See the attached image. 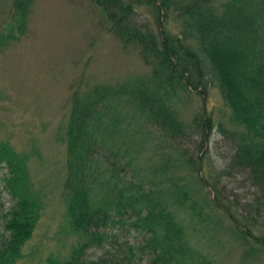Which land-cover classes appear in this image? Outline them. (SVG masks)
Instances as JSON below:
<instances>
[{
	"label": "trees",
	"instance_id": "1",
	"mask_svg": "<svg viewBox=\"0 0 264 264\" xmlns=\"http://www.w3.org/2000/svg\"><path fill=\"white\" fill-rule=\"evenodd\" d=\"M91 1L106 13L108 31L136 49L148 72L83 91L75 88L59 138L66 158L61 197L67 227L78 240L64 258L49 255L45 264H144L149 254L151 264H209L187 245L178 208L189 209L201 223L208 218L204 208L220 210L239 238L264 246V236L249 226L252 208L264 207V0ZM32 2L13 0V14L0 28V52L26 32ZM142 5L158 25L172 17L179 33L163 26L157 33L136 20ZM210 88L218 92L226 120L214 121L203 109L186 119L181 99L191 93L205 99ZM213 130L233 148L223 175L247 171L259 190L244 205L245 217L202 173V158L180 150L188 136L198 134L196 151H202ZM155 139L169 140L174 154L161 153L152 176L138 178L141 172L133 162ZM158 148L154 144L148 150ZM182 168L185 175L176 174ZM1 169L12 201L0 211V264H18L43 204L32 191L27 155L3 140ZM118 224L146 229L149 235L142 244L130 243L120 239ZM90 247L101 253L88 257Z\"/></svg>",
	"mask_w": 264,
	"mask_h": 264
},
{
	"label": "rangeland",
	"instance_id": "2",
	"mask_svg": "<svg viewBox=\"0 0 264 264\" xmlns=\"http://www.w3.org/2000/svg\"><path fill=\"white\" fill-rule=\"evenodd\" d=\"M12 4L13 0H0V28L11 18ZM135 18L154 32L158 33L159 26H163L179 33L180 28L172 17L168 21L161 19L158 25L146 5L138 8ZM108 26L106 13L91 0H33L26 32L0 52V140L27 155L32 191L39 194L43 204L42 216L18 264H45L49 255L64 258L78 240L67 227L61 197L66 158L65 144L59 138L75 88L79 86L77 89L83 91L93 84L116 83L148 72L136 49L123 46L108 31ZM208 92L205 99L196 93L181 99L178 106L186 119L203 109L214 121L226 120L218 92L212 88ZM145 129L151 130L150 126ZM151 135L157 133L152 130ZM198 138V134L188 136L180 144V150L202 158V173L216 183L221 196L245 217L248 211L243 207L253 201L258 188L251 184L247 171L223 175L233 148L220 134L213 130L206 147L199 152L196 151ZM154 144L159 146L158 151H149ZM171 145L167 139L148 140L146 149L133 162L141 172H136V176H152L149 172L160 162L161 153L174 154ZM184 169L176 174L185 175ZM4 172L0 170V211L12 201L2 180ZM252 207H256L255 203ZM253 209L255 216L249 220V226L254 234L262 237L264 207ZM176 213L186 226L187 245L203 253L209 264H264V246L239 238L231 219L220 210L204 208L208 218L202 223L192 218L189 209L178 208ZM117 226L120 239L126 238L136 245L142 244L149 235L146 229L132 225ZM100 253L97 247L86 250L90 258ZM150 257L151 254L146 255L143 263L151 264Z\"/></svg>",
	"mask_w": 264,
	"mask_h": 264
}]
</instances>
